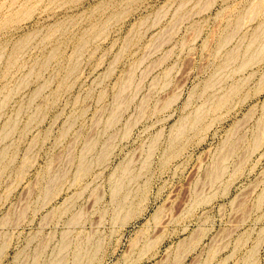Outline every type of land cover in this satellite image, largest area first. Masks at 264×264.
Returning a JSON list of instances; mask_svg holds the SVG:
<instances>
[{"label":"rangeland","instance_id":"obj_1","mask_svg":"<svg viewBox=\"0 0 264 264\" xmlns=\"http://www.w3.org/2000/svg\"><path fill=\"white\" fill-rule=\"evenodd\" d=\"M263 26L264 0H0V264H264V58L234 72Z\"/></svg>","mask_w":264,"mask_h":264},{"label":"bare ground","instance_id":"obj_2","mask_svg":"<svg viewBox=\"0 0 264 264\" xmlns=\"http://www.w3.org/2000/svg\"><path fill=\"white\" fill-rule=\"evenodd\" d=\"M22 8V7H21ZM19 16V15H18ZM114 17V16H112ZM262 24V23H261ZM48 34V33H47ZM30 37V36H29ZM24 39V38H23ZM28 39V38H27ZM87 40V39H86ZM22 41V40H21ZM29 41V40H28ZM20 42V41H19ZM19 42L17 45H19ZM24 42L26 43L25 39H24ZM22 43V42H21ZM16 47H19L20 46H17ZM23 45H25L23 43ZM22 48H24L22 46ZM14 49H17V48H14ZM22 49H20V52H21ZM81 50V49H80ZM16 52V51H15ZM19 52V50H18ZM77 52V51H76ZM20 54V53H19ZM12 55V54H11ZM16 55V54H15ZM17 56V55H16ZM19 56V55H18ZM14 57V56H12ZM11 58V57H10ZM16 58V57H15ZM264 58V26L263 27H260L255 36L253 37V39L250 41V43L248 44L243 56H242V63H240L238 65V67L236 68V70L234 71L235 73H238V72H241L243 69H245L247 66H250L252 65L253 63H256V62H259L261 60H263ZM17 59V58H16ZM10 60V59H9ZM8 60V61H9ZM17 61V60H16ZM13 62H15L13 60ZM8 63V62H7ZM45 63V62H44ZM43 63V65H44ZM11 65V64H10ZM41 66V64H40ZM222 66V65H221ZM224 67V65L222 66ZM225 68L227 69V67L225 66ZM68 71V70H67ZM235 73H232V74H235ZM231 74V75H232ZM223 75V74H222ZM220 77V76H219ZM212 78V77H211ZM218 79V77H217ZM217 79L213 80V81H209L207 84H206V90L208 92V89H213L214 86H217V85H220L221 81L224 80V84L225 83V78H222V80L219 81L220 84H217L218 82ZM246 79V78H245ZM216 82V83H215ZM227 82V81H226ZM231 83V82H230ZM229 83V84H230ZM247 83V82H246ZM217 84V85H215ZM244 84H245V80H239V81H234L233 83H231L226 89L225 86L224 88L223 87H220V88H223V90L221 89H218V90H221L220 93L218 94H208L207 96V101L206 103L202 106V107H199V109L195 112V114H193L192 116H190L186 121L185 123H183L182 126H180V128L177 130V135L178 137H176L174 139V141L179 138L180 136L184 135L186 131H195L197 128H199L201 122L207 117V115L209 116L210 113H214L222 108H225L228 106V104L233 100V97H235L240 91L241 89L244 87ZM214 85V86H213ZM228 85V84H227ZM218 87V86H217ZM216 87V88H217ZM214 90V89H213ZM217 90V91H218ZM206 92V93H207ZM216 93V92H215ZM206 120H208L206 118ZM207 122V121H206ZM111 123V122H110ZM109 123V124H110ZM209 124V122H208ZM205 125L207 126V123H205ZM262 125V123H261ZM263 129V128H262ZM7 136V134H6ZM4 138V137H3ZM258 140V139H256ZM255 140V142H256ZM175 143H177V141H175ZM174 144H171V146H173ZM176 152V151H174ZM174 154V153H172ZM176 154V153H175ZM102 155V154H101ZM221 172V170H220ZM123 173H126V171L124 170ZM217 173V172H216ZM264 199V195L261 196V199ZM261 199H258L261 200ZM262 199V200H263ZM204 200V199H203ZM261 200V201H262ZM260 202V201H259ZM261 203V202H260ZM120 207V206H119ZM125 210H123V208H119L117 210V214H122ZM119 216V215H118ZM123 218V217H122ZM125 218V216H124ZM91 252V251H90ZM85 253V252H84ZM88 254V253H86ZM90 254V253H89ZM85 255V254H84ZM83 253L81 252H78L75 254L74 258H73V262L72 264H81V261L83 259ZM251 259V258H250ZM53 264H61V260L58 261V262H54Z\"/></svg>","mask_w":264,"mask_h":264}]
</instances>
